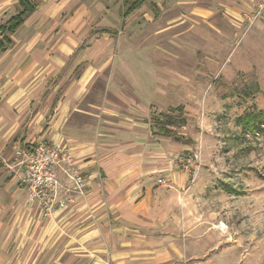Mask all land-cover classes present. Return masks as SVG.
Here are the masks:
<instances>
[{"label": "crops", "instance_id": "0c3cea01", "mask_svg": "<svg viewBox=\"0 0 264 264\" xmlns=\"http://www.w3.org/2000/svg\"><path fill=\"white\" fill-rule=\"evenodd\" d=\"M254 1L199 0L205 7L193 11L196 0H183L182 16L204 26L217 15L241 19ZM11 2L0 0V26L18 14L7 13ZM121 11L117 0H41L16 32L22 42L12 37L20 52L0 57V264L211 262L190 253L185 204L175 197L187 176L172 172L169 138L152 124L169 94H160L159 82L174 76L160 74L153 40L139 41L143 21L131 22L143 14L155 39L176 18ZM146 45L153 51L143 55ZM37 142L74 155L81 191L69 173H57L59 200L72 201L67 209L56 203L45 213L7 167L14 148Z\"/></svg>", "mask_w": 264, "mask_h": 264}, {"label": "rangeland", "instance_id": "374dc122", "mask_svg": "<svg viewBox=\"0 0 264 264\" xmlns=\"http://www.w3.org/2000/svg\"><path fill=\"white\" fill-rule=\"evenodd\" d=\"M117 1L126 11L124 0ZM182 1L159 0L157 7L156 0H145L134 12L176 18L155 39L143 14L131 22L143 21L146 33L139 41L153 40L160 74L174 76L159 82L160 94L166 96V89L169 94L152 124L160 138L166 136L155 126L169 124L172 172L187 176L186 190L175 194L187 212L192 235L187 244L192 255L211 258L209 264H264V22H244L250 11L241 19L214 16L206 26L197 17L186 22ZM198 1L193 11L205 7ZM18 2L7 13H18ZM16 37L22 42L23 35ZM16 44L9 47L13 57L20 52ZM150 45L143 55L153 51ZM249 120L253 130L245 128ZM169 179L166 185L173 184ZM72 261L48 258L47 264Z\"/></svg>", "mask_w": 264, "mask_h": 264}, {"label": "built area", "instance_id": "2783aa9c", "mask_svg": "<svg viewBox=\"0 0 264 264\" xmlns=\"http://www.w3.org/2000/svg\"><path fill=\"white\" fill-rule=\"evenodd\" d=\"M243 21L249 24L264 22V0H255L250 14L243 15ZM74 164V155L67 146L37 142L14 148L7 167L26 190L29 199L36 200L41 210L49 214L56 203L59 209H67L72 203L67 199L59 200L60 191L64 189L58 178L59 170L69 173L81 191L84 181L74 175ZM158 183L164 185L165 180L159 179Z\"/></svg>", "mask_w": 264, "mask_h": 264}, {"label": "trees", "instance_id": "16d2710c", "mask_svg": "<svg viewBox=\"0 0 264 264\" xmlns=\"http://www.w3.org/2000/svg\"><path fill=\"white\" fill-rule=\"evenodd\" d=\"M41 0H19L18 5L20 11L18 14L11 17L6 23L0 26V55L5 53L9 47L13 45L12 37L16 34V32L23 26L25 21L28 19L30 15H32L38 6V2ZM145 0H124L123 6L127 7L126 11H121L122 18L133 13L139 7L143 5ZM262 120L263 118L260 117ZM246 129L253 130V120H249L248 123L245 124ZM159 132H161L164 136L170 137L171 133L168 129L169 124L155 126Z\"/></svg>", "mask_w": 264, "mask_h": 264}, {"label": "bare ground", "instance_id": "6f19581e", "mask_svg": "<svg viewBox=\"0 0 264 264\" xmlns=\"http://www.w3.org/2000/svg\"><path fill=\"white\" fill-rule=\"evenodd\" d=\"M222 227H225L224 225H222Z\"/></svg>", "mask_w": 264, "mask_h": 264}]
</instances>
